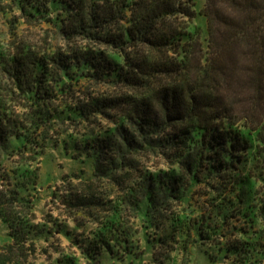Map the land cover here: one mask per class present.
<instances>
[{
	"label": "trees",
	"instance_id": "1",
	"mask_svg": "<svg viewBox=\"0 0 264 264\" xmlns=\"http://www.w3.org/2000/svg\"><path fill=\"white\" fill-rule=\"evenodd\" d=\"M0 5L17 9L28 23H49L66 42L49 54L0 46V219L9 239L0 246V264H32L36 241L60 235L90 264H102L104 252L120 264L128 257L126 264L140 263L146 254L157 260L158 249L180 251L195 264L263 262L264 0H204L199 12L195 0ZM197 14L206 20L204 38L193 23ZM82 79L137 94L123 100L80 96L75 87ZM99 116L113 127L60 140L59 123ZM58 144L72 159L91 161L90 177L81 169L65 174L63 191L50 194L76 230L96 225L85 238H72L63 222L36 216L40 160ZM155 148L174 150L177 169L143 171L126 164L130 155ZM71 149L76 152L69 154ZM106 177L126 191L120 202L141 216V230L117 206L100 218L109 193L97 189ZM201 183L215 191L204 200L207 210L201 206L191 215L168 207L188 204ZM139 233L143 246L133 238ZM167 259L169 254L159 263ZM56 261L74 262L64 254Z\"/></svg>",
	"mask_w": 264,
	"mask_h": 264
},
{
	"label": "rangeland",
	"instance_id": "2",
	"mask_svg": "<svg viewBox=\"0 0 264 264\" xmlns=\"http://www.w3.org/2000/svg\"><path fill=\"white\" fill-rule=\"evenodd\" d=\"M196 11L199 12L203 7L204 0H195ZM196 26L202 29V38L206 36V20L205 18L197 14L193 22ZM0 46L4 48L5 52H16L18 48L27 46L32 51L39 54H49L54 52L56 49L64 48L66 42L59 35L56 28L46 22L42 23H28L23 18L19 17V11L17 9H11L9 7H3L0 5ZM78 90L80 96H83L84 92H91L92 95L111 98L114 100H123L127 97H136L137 91L131 88L119 86L112 83L95 82L93 80L82 79L75 87ZM114 112V111H111ZM114 123L112 120L99 116L93 121H83L81 123L65 121L59 123L56 126V130L60 133V140L68 136L75 140H81L84 137L97 134L104 129L112 128ZM69 154H74V150H70ZM163 153L162 150L155 149H144L136 154L129 156L126 164L134 162V165L138 166L139 170L145 171H157L164 170L169 171L171 169H177L178 165L174 160V150L167 149ZM71 155H66L62 149V145L50 146L47 149L46 154L40 160V175L43 188H39L37 192V202L35 206L36 216L39 221L44 222L45 220L56 219L57 222H63L66 225V229L71 232V237L74 238L73 234L78 233L81 238H85L91 230H95L97 227L92 222L85 223L82 227L76 230L73 220L66 218L67 211H65L62 205L57 202L51 201L50 194L53 190L63 191L65 185L62 184V176L65 174L78 173L79 170H83V174L86 177L91 175V161H82V159H72ZM139 172L132 173V179L136 178ZM98 192L109 193L105 197L103 208L99 211V216L104 217L107 211L117 206L123 210L124 219L127 218L129 225L134 229L141 230V216L134 217V213L129 204H122L121 199H126V191L122 190L120 186L116 184L114 180L104 178L98 184ZM208 194L200 196V194ZM215 194L207 184L201 183L194 188L193 194L189 198L188 204L184 203L178 207L174 202L169 203L168 207L177 208L173 210L184 211L188 214H200V212L207 210L206 203L204 200L211 198ZM176 206V207H175ZM201 206L203 210L200 211ZM125 210V211H124ZM125 212V213H124ZM82 220V217H79ZM234 222V221H233ZM240 224V222H239ZM49 227L54 226L52 222L48 223ZM258 226H261L260 224ZM55 228V227H54ZM73 233V234H72ZM141 233L138 235L134 234L133 238H139L140 244L144 245V240L140 238ZM58 238V239H56ZM9 242L7 237V227L0 219V246L4 243ZM36 254L30 259L32 264H59L56 259L64 254V256L72 257L74 262L69 261L66 264H90L87 259L79 252V247L70 240V238L60 235L55 238H50L48 242L43 240L36 241ZM43 249H46L44 252ZM58 250L57 252H55ZM161 249L157 250L158 258L152 259L150 254H146L143 261L135 264H160L159 260L169 254V259L165 260L163 264H195L194 259L189 260L182 252L173 251L163 253ZM102 264H120L118 261H114L110 258V255L106 252L101 257ZM130 260L128 257L125 260V264ZM203 260L199 256V261ZM218 264H232V261H226ZM261 264H264L261 262Z\"/></svg>",
	"mask_w": 264,
	"mask_h": 264
}]
</instances>
